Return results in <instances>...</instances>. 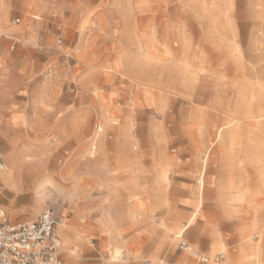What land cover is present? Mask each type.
Segmentation results:
<instances>
[{
    "label": "rangeland",
    "instance_id": "rangeland-1",
    "mask_svg": "<svg viewBox=\"0 0 264 264\" xmlns=\"http://www.w3.org/2000/svg\"><path fill=\"white\" fill-rule=\"evenodd\" d=\"M181 4L202 6V12L194 14L197 24L200 25L201 22L200 27L185 29L186 37L183 38L182 44L178 43V36H176L172 38L171 43L173 44L168 45V34H165L161 29L154 32V29L148 27L150 34L154 33L150 44L129 45L124 55L119 49L113 53L111 59L109 58L101 64H97V61L92 58L89 60V64L93 71L87 75L78 76L73 81L66 77L57 78V92L54 100L63 101L68 104V108L56 110L51 107L35 112L29 110L30 112L26 114L30 129H32L31 132L34 131L37 136H57L58 130L63 136H69L70 139L65 141L66 145L61 148L62 151L68 147L78 146L79 142L88 144L86 155L80 158V166L83 161L86 164L85 171L82 170V167H80V171L76 172L72 171L71 167H65L68 171H64L62 173L64 176L61 177L62 166L54 161L53 165L47 166L41 172H31L26 184L23 192L26 195L33 194L34 190H40L39 183L45 179L56 183H66V186L81 192V194L78 193L81 198H76L78 194H75V196L63 200L55 191H52L54 196L43 201L44 208L51 206L56 210L58 219L55 229L60 224L66 234L68 233L65 230L67 228L75 230L73 224L76 220L82 222L83 218L87 219L90 212L88 200L96 202L91 206V211L98 212L99 218L104 217L112 224L123 225L136 222L139 225L154 226V234H151V237L145 241L143 247H137L142 244V238L125 241V239H129V234L123 236L119 234L118 237L123 239L119 243H114L115 240L112 238L108 239L111 246L121 247L124 252L129 253V258L121 264H143L146 260H142L141 263L138 258L147 259L148 255H151V258L155 259L157 263L162 261L163 264H178L182 261L183 255L182 249L178 247V242L181 239L192 245H198L195 247L204 252L211 248L213 241L222 240L229 247L228 255L234 259L238 254L239 247V243L235 241V223H241V228H244V231H252V224L257 222L255 229H258L259 233L254 234L252 240L264 249V198L257 197L255 206L252 205L248 212L238 211L231 221L221 210L218 199L219 195L223 196L225 206L229 207L233 204L230 197L237 189L243 191L257 189L258 182L254 178L255 170L251 168L248 161L245 162V169L237 168L234 176L237 181L243 176V185L237 189L228 186L227 177L229 173L234 174L229 170V165L238 157H242L238 154L242 150V139L236 138L235 141L239 145L235 150L230 151V135L227 134L228 127H226L227 129L224 127V131L221 132L223 137H220L218 141L214 140L217 127L222 126L234 114L232 106L237 97L236 87L233 85L235 74L233 61L227 58L226 49H230L232 52L234 48L240 49L238 51L244 61L241 71L244 75L246 74L247 79L255 80L258 71L264 75V0H212L211 2L210 0H182ZM210 5L217 10L216 13L207 9V6ZM146 7L145 0L138 3L140 13L145 12ZM1 10L5 11L6 20L2 24L4 31L0 34L11 31L12 29L9 28L16 30L26 23V19H22L19 14L18 8H11L9 15L6 8L2 7ZM29 15L33 19L34 16L41 19L37 13H29ZM16 18L20 22L14 25L13 21ZM5 24L6 26H4ZM139 25L142 26L141 23ZM48 28L44 27V31H51ZM59 28L60 32L70 34L68 30L63 29L62 24L59 25ZM81 29L82 26L80 31ZM140 30L139 28L138 32ZM112 31L126 37L128 35L125 33H129L123 29H113ZM112 31H102L96 37L99 36L98 39L111 35ZM133 36L135 37V35ZM138 36L142 38L143 35L140 32ZM62 38L61 35L54 36L55 43L58 39L62 42L61 44L56 43L57 45L53 44V48L61 53L70 54L78 62H81L85 51L81 43L67 50L62 47L65 46ZM204 38H210V40ZM203 39V43L200 42ZM12 40L16 42L19 37ZM208 41L211 42L210 46L205 43ZM261 46L262 48H260ZM209 51L215 55V57L212 56V59L208 54ZM60 58L63 62V54ZM74 70L77 69L71 68V72ZM47 75L52 77L53 73L51 75V72L48 71L45 75L39 76L37 81L42 82ZM184 76L189 79L186 80L189 82L188 84L185 81L183 84L182 77ZM191 76L195 77L194 80H190ZM250 98L251 96L248 94L246 104L251 101ZM80 99L83 102L82 105H86L90 101L103 108L106 107V126L96 138L94 137L95 125L98 122V120L96 122V114L92 110L93 108L89 113L77 104ZM217 102L224 108H218V111L210 109V106ZM130 113H134V120L130 118L133 135L123 131ZM55 115L70 118L67 120L66 117L54 119ZM119 115L120 123L123 120L124 122L118 130L116 123ZM260 133L262 134L260 138L264 140V132ZM119 136H125V142L121 141ZM222 138L223 140H221ZM212 142L213 146H210ZM122 143L128 145V148L125 149ZM190 146L201 148L202 154H205L206 150L208 151L203 161L201 159L205 176L202 177L203 187L200 186L199 189L198 186V198L195 197L196 181L191 176L196 165L192 162L190 152L187 150V148L190 149ZM165 149L169 151L168 156H165L167 163L158 168L153 167L154 156L158 158L159 151ZM260 149L264 153V144ZM3 150L5 151L4 145ZM176 150V155H172V151ZM0 154L4 155L1 145ZM37 155L43 158L41 154L37 153ZM217 164L221 166L219 169L221 176L218 174V194L213 188H210L207 182L208 174H216L214 168ZM163 168L168 173L167 180H163L160 174ZM134 174L139 175L142 181L145 180L146 187L148 184L151 186L155 184L152 191L156 194L157 199L154 198V201L165 204L156 203L157 207H151L148 203L138 201L139 197H146V187L136 189L135 196L138 198L133 200L134 197L130 195L128 188H121L119 185L117 189L116 185L112 184L114 180L117 184L122 182L129 184L131 176ZM154 175L156 180L153 179ZM161 194L166 197L165 200L160 197ZM177 196L178 198L174 199ZM18 197L14 200L15 205L29 206L32 210V197ZM188 198L192 204L185 200ZM5 201V197L0 199V209H3ZM170 201L177 203L171 204ZM28 208L18 210L17 214L22 212L28 214L30 210ZM194 211L197 215L193 224L183 232L182 238L175 239L174 244L169 243L167 239L173 238L171 231L176 230L172 225L177 214H182L181 224H183L186 217L193 214ZM38 215L39 213L36 217ZM35 218L30 219L34 220ZM166 224H171V228L166 227ZM108 231L109 234L112 233V231ZM55 234L57 235V233ZM67 235L68 244L70 238L69 234ZM57 236L61 241L59 235ZM162 241L167 246L163 245ZM70 250L75 254V251L78 250L77 245L72 249H64V251ZM58 254L62 264V258L66 252L64 253L63 249L59 248ZM82 256L84 255H80L79 258ZM225 257L227 258V254ZM108 263L106 262V264ZM186 263L195 264L196 262L188 261ZM197 264L202 263L197 262ZM259 264H264V254Z\"/></svg>",
    "mask_w": 264,
    "mask_h": 264
},
{
    "label": "crops",
    "instance_id": "crops-1",
    "mask_svg": "<svg viewBox=\"0 0 264 264\" xmlns=\"http://www.w3.org/2000/svg\"><path fill=\"white\" fill-rule=\"evenodd\" d=\"M141 1L144 0H0V11H2L1 9L4 7L9 15L11 8L16 7L19 9V14L22 19H26L25 25L18 34L13 31L14 28H9L12 30L0 34V145L2 147V154L4 152L3 145H10L9 141L12 140L16 144V150L25 146L27 147L26 149L33 148L46 159V164L35 169L36 173L41 170L43 171L49 165H53L54 161H56L59 166H62V171H60L61 177L64 176V174H62L64 171H68L65 167H71V170L75 172L80 171V167H82V170L85 171L86 164L83 161L80 166V158L86 155L88 144L79 142V144H77L78 146L68 147L62 151L61 148L66 145L65 141H67L69 136H63L60 130L57 131V136H37L34 131L31 132L32 129H30L26 114L30 112L29 110L35 112L39 109L42 110L51 107L56 110L64 107L68 108V104H65L63 101H59L58 99L54 100L57 92V78L66 77L73 81L76 77L87 75L89 72L93 71L89 64V60L92 58L97 61V64H101L106 62L107 59H111L113 53L119 49H121L124 55L129 45L137 46L139 44V46H141L144 45V43L150 44V40L154 38V33L150 34V31H148L150 28L148 27L154 29V32L161 29L165 34H168L167 44L170 45L173 44L171 43L172 38L176 36H178V43L182 44L183 38L186 37L184 34L185 29L198 28L201 25V22L200 25L197 24L196 15L194 14L201 13L202 6L198 7L191 4L183 5L181 4L182 0H145L147 2L146 10L140 13L138 10V3ZM211 1L212 0H210V2ZM207 9L214 13L217 12L211 5L209 7L207 6ZM29 13H37L40 15L41 19H37V16H34L33 19ZM139 23H141L142 26H140ZM16 24L17 23H14V25ZM60 24H62L63 29L68 30L70 34H64L65 32L63 33V31L60 32ZM4 26H6V24ZM81 26L82 29L80 31ZM146 26L147 28H144ZM44 27H49L48 29H51V31H44ZM139 28L141 30L138 32ZM113 29L127 30L129 33L125 34L128 35V37L115 34L112 31ZM106 30H111V35L97 39L99 36L96 37V35H100L102 31ZM140 32L143 35L142 38L138 36ZM56 34L63 37L62 40H64L65 46L62 47L67 50L81 43L82 48L85 50L81 62H78V60L73 58L70 54L61 53L53 48V44L57 43L54 41V36ZM133 35H135V37ZM15 36L19 37V40L16 42L12 40ZM107 37L109 38L107 39ZM204 39L210 40V38ZM204 39L200 42L203 43ZM205 43L209 46L211 44L210 41ZM62 54L64 57L62 59L63 62H61L60 58ZM208 54L211 55V59L212 56L215 57L212 51H209ZM71 68H76L77 70L71 72ZM48 71L51 72V75L53 73V76L50 77L47 75L42 82H38L37 78L45 75ZM82 103L81 99L77 102V104L87 112L90 113L92 110L95 112L96 122L99 117H103L106 120V107H104V109L101 105L90 101L86 105H82ZM220 105L221 104L217 102L214 105L212 104L210 109L218 111V108H224V106ZM217 115L218 113L216 117ZM63 117H66V120L70 118L68 116ZM63 117L55 115L54 119ZM123 122L120 123L119 115L116 123L118 130ZM119 137L121 141L123 140V142H125V136ZM122 145L125 149L128 148V145L124 143H122ZM187 150L190 152L192 162L196 165L191 176H193L196 181L197 190L195 192V197L198 198L199 182L197 178L201 170L203 174L202 177L204 178L205 176L201 159L203 161L208 151L206 150L205 154H202V149L196 146H190V149L187 148ZM176 152L177 150L172 151V155H176ZM168 154L169 151L160 150L158 158L154 156L153 164L155 160L157 162L161 160L163 165L164 162L166 163V159L164 158L168 156ZM199 155L201 158H199ZM220 168L221 166L217 164L216 168H214L216 169V174H208L207 177L208 185L211 189L213 188L217 194ZM38 169L39 171H37ZM84 175L85 173L83 177ZM0 180H2L0 181V199H4V197L6 199L3 204V209L1 208L5 214V216H2V220L5 218L7 222L20 223L31 220L30 218L32 217L35 218L37 214H35L29 206H17L14 202L16 197L9 198L6 196V191L10 190L11 187L5 178L0 177ZM202 185L203 180L200 186ZM148 189H151V184H148ZM147 194H151L150 191ZM155 196L156 194L154 193V197ZM160 197L164 200L166 199L162 194ZM177 198L178 196L174 197V199ZM185 200L191 203L189 198ZM88 202L90 212L87 215V219L83 218L82 222L76 220L73 224L75 230L65 229L70 238L67 248L72 249L77 245L78 250L75 251V254H70L68 251L63 250L64 253L66 252V255L62 258V264H106L105 257L108 239L112 238L115 240L114 243H119L123 240L118 237L119 234L120 236L129 234V239H125V241L142 238V244L137 247H143L145 241L155 232L153 225L144 226L136 222L131 224L125 223L123 225L112 224L103 217L99 218L98 212L91 211V206L96 202L91 200H88ZM147 203L148 205L150 204L149 206L151 207H157L156 203L165 204L164 202H155L153 197L149 198ZM173 203L177 202L172 201L171 204ZM25 208L30 209L28 214H24L23 212L17 214L18 210ZM56 219H58L57 213ZM2 220L0 222H2ZM102 221L103 224H101ZM97 223L100 225L98 226ZM98 227H104L102 236L105 242L102 244H100ZM166 227L171 228V224H166ZM108 230L112 231V233L109 234ZM162 244L166 245L163 241ZM80 255L84 256L79 258Z\"/></svg>",
    "mask_w": 264,
    "mask_h": 264
},
{
    "label": "bare ground",
    "instance_id": "bare-ground-1",
    "mask_svg": "<svg viewBox=\"0 0 264 264\" xmlns=\"http://www.w3.org/2000/svg\"><path fill=\"white\" fill-rule=\"evenodd\" d=\"M5 20H6V14H5V11L2 10L0 11V32L4 31L2 28V24ZM24 25L25 23L22 24V26H19V28H17L16 30H14V32H16V34L21 32ZM17 38L18 36L13 37V39H17ZM260 48H262V46ZM78 49H79V46H78ZM226 50H227V53L226 52L225 53L227 54V58L228 59L230 58L233 61V70L235 73L233 77V82H234L233 85L236 87L237 97L235 95L236 101L234 105L232 106L233 107L232 113L234 112V114H232L231 117H229V120L223 123L222 126L217 127L214 140L218 141L220 137H223V135L221 136V132L224 127H225L224 129H227L226 127H228L227 134L230 135V139H229L230 140L229 141L230 151L235 150L236 146L239 145L238 143H236L235 139L236 138L238 140H240V138L242 139L241 141L242 150L240 151V153H238L242 157H238L236 161L231 162L229 165V170L234 172V174L229 173V176L227 177L228 186L230 188L236 187L237 189L243 185V180H244L243 176L242 178H240L239 181H237L236 177L234 176H235V173L237 172V168L242 169V170L245 169L244 166H245V162L247 161L249 165L251 166V168L255 170L254 178H255V181L258 182V186H256L257 189H254V190L249 189L247 191H243L242 189L240 190L237 189L235 193L233 194V196L230 197V201L233 204L230 205L229 207L225 206V202L223 199L224 197L220 195L218 196L221 210L227 215V218L231 221L233 217L236 216L238 211L243 210L245 212H248V209L252 207V205L255 206L257 197L264 198V153L261 152V149H260V147L264 144V140L260 138V136L262 135L260 132H264V75H262L261 71H258V74L255 80L247 79L245 76L246 74L244 75L243 72L241 71L242 67L244 66L242 65L244 61L242 60V57H241L242 55L240 54V51H238L240 49L237 50L234 48L233 52L230 49H226ZM254 56L256 58V55ZM185 77L186 76L182 77L183 84H185L184 81L187 82L186 80H189V79H186ZM194 78H195L194 76L193 77L191 76L190 80H194ZM188 83L189 82H187L186 84ZM248 94H250L251 96L250 98L251 101H248V103L246 104V96ZM133 114L134 113L132 114L130 113L129 118L126 121L124 130H123L124 132L131 133L132 135H133V127L131 126L130 118L133 119ZM156 125L158 126V124ZM105 126H106L105 119L103 117L102 118L99 117L98 122L95 125V135H94L95 138L100 135L101 131L102 132L104 131ZM242 132H244L245 134L244 133L242 134ZM127 137H132V136H127ZM221 140H223V138ZM9 143L10 145L9 144L4 145L5 151H4V155L2 156L4 159V163H3L2 169H0V177L5 178V180L8 181V184L11 187L10 190L6 191V196H8L9 198H15V197L17 198V196L32 197L33 198L32 211L38 214L40 213L42 209H44L43 201L46 198L54 196L52 191H55L59 195V197H61L63 200L70 198L71 196H75V194H78V193L81 194V192L75 191L73 187L66 186L65 185L66 183L65 184L56 183L48 179H45L44 181L39 183L40 190L38 189L36 191L34 190V193L31 195L24 194L23 192L25 190L26 184L29 181L31 172H35V169H37L41 165H44L46 163V159L40 158L37 155L38 152H36L33 148L26 149L27 147L25 146L21 149L16 150L15 148L16 144L12 140H10ZM210 146H213V142ZM163 155H166V154H163ZM158 161L159 162H157L156 160L154 161V164H153L154 167L158 168L162 165L161 160H158ZM166 163L164 162V164ZM37 171H39V169ZM132 172L134 171L132 170ZM160 174L162 175L163 180H167L168 173H166V170L164 168L163 170H161ZM202 176L203 175H202V170H201L197 178V181L199 182V189H200V185L202 182ZM219 176H221L220 173H219ZM153 179L156 180L155 175L153 176ZM144 181L141 180V177L139 175L134 174L131 176V181L129 184H123V182L117 184L115 180L113 181L112 184L114 186L116 185L115 187L117 189L119 188V185L121 188H128L130 190V195L134 197L133 200H136L138 197L135 196V190L138 188H145L146 182ZM154 185L155 184H153V186ZM146 188L147 190L145 191V195L149 191L151 194H147L146 197H139L138 201H140L141 203H144V202L147 203L149 198H152V197L156 198V196L154 197V192L152 191L153 187L151 186V189H148V186H147ZM79 194L76 198H81ZM198 207L199 206L197 204V208ZM238 207H241V208H238ZM0 211H1L0 212V221H1L2 216L3 215L5 216V214L3 213L1 209ZM195 211L193 214H190V216L186 217L185 222L183 224H181L182 215L177 214V218L172 225L176 230L171 231V235L173 236V238H171V240L167 239L169 240V243L174 244L175 239L182 238L183 232L190 225H192L195 220V217L197 215ZM31 220H28V221H31ZM255 223H253L251 227V229L254 230V231L252 230L253 233H251L252 231H244L245 229L241 228L242 226L241 223L240 224L235 223L236 225V226L234 225L235 226V237H236L235 241L239 243V247L237 249L238 254L234 259L228 255V252H229L228 251L229 247H227L228 245L225 244L222 240H215L212 242L211 248L207 252H204L200 250L198 247H195L198 245H194V244L192 245L188 243L187 249L182 250L183 252L182 261H180L178 264H187L186 262L188 261H191V262L194 261L196 262L195 264H197V262L198 263L201 262L202 264H259L262 260L264 249L262 248L261 245L255 244L252 240L253 239L252 236L254 234L259 233L258 229H255L256 228ZM101 224H103V221ZM54 230H55L54 233H57V235H59L62 241V244H61V241L59 240V248L61 250L62 249L68 250V248L66 247L67 242H68V235L62 230V228L60 227V224L58 225L56 229L54 228ZM98 231L100 233V241L102 244L105 242V239L102 236L104 232V227H98ZM106 249H107L106 257L109 256V258L105 257V260L106 262H109L108 264H112V263L121 264V262L129 258V253L124 252V250L121 247L111 246L109 243V240H108ZM68 252L70 254H74L72 250ZM197 252L199 253L198 255H197ZM225 254H227V258L225 257ZM202 258H204L206 261L202 262L201 261ZM138 260L141 263H142V260H146V262H143V264L144 263L145 264H163L162 261L157 263L155 259L151 258V255H148L147 259L138 258Z\"/></svg>",
    "mask_w": 264,
    "mask_h": 264
},
{
    "label": "built area",
    "instance_id": "built-area-1",
    "mask_svg": "<svg viewBox=\"0 0 264 264\" xmlns=\"http://www.w3.org/2000/svg\"><path fill=\"white\" fill-rule=\"evenodd\" d=\"M13 22L18 23L19 19ZM60 42L58 39L57 43ZM2 166L0 154V169ZM56 221V213L51 206L45 207L31 221L10 224L3 218L0 222V264H61L59 238L54 234ZM178 247L186 250L188 243L181 239ZM201 261L206 260L202 258Z\"/></svg>",
    "mask_w": 264,
    "mask_h": 264
}]
</instances>
